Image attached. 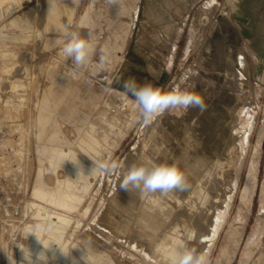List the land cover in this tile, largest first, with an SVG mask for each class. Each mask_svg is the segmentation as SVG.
I'll list each match as a JSON object with an SVG mask.
<instances>
[{"label":"rangeland","instance_id":"rangeland-1","mask_svg":"<svg viewBox=\"0 0 264 264\" xmlns=\"http://www.w3.org/2000/svg\"><path fill=\"white\" fill-rule=\"evenodd\" d=\"M65 24L92 33L77 71L62 52ZM130 76L195 92L205 110H169L145 126L117 83ZM59 88L79 91L62 101ZM42 103L51 119L37 127ZM45 145L120 168L81 169L82 195L64 208L33 196L41 185L62 200L69 178L68 162L50 164ZM149 160L178 165L188 189H119L132 164ZM227 171L237 175L233 198ZM262 205L264 0H0V264H21V248L42 250L33 233L77 258L73 248L91 241L87 264H172L191 248L207 250L209 264H264ZM53 214L69 224L55 227ZM56 256L49 264H70Z\"/></svg>","mask_w":264,"mask_h":264},{"label":"clouds","instance_id":"clouds-1","mask_svg":"<svg viewBox=\"0 0 264 264\" xmlns=\"http://www.w3.org/2000/svg\"><path fill=\"white\" fill-rule=\"evenodd\" d=\"M70 28V24H65L64 34L66 41L63 44L62 52L65 59L71 61L70 67L72 71H77L88 60V49L92 33L89 32L88 39H86L79 31H71ZM56 42L52 41V43ZM117 83L121 84L124 94L133 99L135 107L139 111L140 122L145 126L151 124L157 116L169 110H188L193 108L199 109L201 112L205 110L203 97L179 87L164 91L152 83H140L133 76L122 81L117 78ZM72 163L79 170L82 168L78 160ZM119 168V163L114 160L93 161V165L87 175H95L97 172L112 175L117 173ZM188 187V178L178 165L155 163L151 160L140 164H132L128 171L123 174L119 183V189L121 190L129 192L132 189H136L145 194L157 191L161 193H168L173 190L185 191ZM33 235L43 245V249L33 252L28 247L21 248L23 252L21 264H49L50 260L54 261L57 259V250L70 261V264H81V261L87 264L86 256L88 255V246L91 245V241H86L85 246L73 248H78L81 251V256L77 258L72 255V249L65 252L55 244L45 247L40 237L34 233ZM53 245L56 247L53 248ZM49 251L52 252L51 257L47 255ZM172 264H209V261L205 254L195 248H191L178 252L173 258Z\"/></svg>","mask_w":264,"mask_h":264},{"label":"bare ground","instance_id":"bare-ground-1","mask_svg":"<svg viewBox=\"0 0 264 264\" xmlns=\"http://www.w3.org/2000/svg\"><path fill=\"white\" fill-rule=\"evenodd\" d=\"M5 54L10 55L11 57L14 56V52L13 51H8V52L6 51ZM8 61L9 60H4L5 63H7ZM46 107H47V104L46 103H44V104L42 103V107L40 108V110L36 114V117H37V127H40V123L42 124L44 121H47L48 119L50 121V119H51L50 118V115H49V111H47ZM88 140H89V143L92 142L91 138H89ZM47 145L44 146V151L43 152H44L45 157H48L49 158V163L50 164H53L54 163V159H57L63 165L65 163H67V162L69 164V169H68L69 178L66 180L67 182H65V184H64V188H65V190L63 192V196L64 197H63L62 200H59L55 195L46 193L45 189L41 185H36L35 186L34 191H33V196L34 197H39V198H42V199H47L48 201H50L52 203H56L59 206L64 207V208H68V209L74 208L75 206H71L70 205V202H72L70 199H75L76 200V199H79V197H81V195H82L79 192L80 189H81V186L77 185V183H76V175H77V173L81 169L84 170V172H86V171L88 172L91 167L87 164V162H84L83 156L81 154H78L77 152H75V150L74 151L73 150H69L67 156H64V151L59 150V147H57V146H51L52 147V152L49 153L50 146H47ZM93 149H95V151H98V146L96 145V142L93 145ZM77 160L79 161L80 166L82 167L80 170L77 168V166L75 164L72 163V162H77ZM232 172H230V171H227L226 172L227 178L229 179L228 184L231 187V191H230V195H229L230 198H233L234 187H235V184L237 182V175L235 173H232ZM40 176H41V174H40ZM41 178H42V176H41ZM194 178H196V177H194ZM38 181H41V179L38 180ZM58 187L59 188H62L63 187V181H60L59 182ZM229 204H231V203H229ZM262 206H264V205H262ZM41 214H42L43 218H45L46 212L45 211H41ZM262 214H264V213H262ZM53 216H55L58 220L61 221V222H58V223L56 222L55 227H57V228L60 229V228H63L64 226H66V225L69 224V220L66 217H64V216H62L60 214H53ZM216 217L219 218V216H216ZM216 217H215V219H216ZM213 222H214V220H213ZM10 225H12V223ZM200 227H201V229L197 233V242L198 243H203L205 239H209L208 236H206L207 235L206 233H208L209 230H208V232H205L203 230V227L202 226H200ZM211 227L213 228V226H211ZM196 228H197V226H196ZM214 228L217 229V226L214 227ZM7 229L10 230V228H8V227H7ZM216 229H214V230H216ZM55 231H58V230H55ZM210 234L211 233H209L208 235H210ZM212 235H213V237H215L216 236V232H214ZM212 239H210V240L213 241ZM202 250H204V249H202ZM206 251L207 250H205L203 254H205L207 256V252Z\"/></svg>","mask_w":264,"mask_h":264},{"label":"crops","instance_id":"crops-1","mask_svg":"<svg viewBox=\"0 0 264 264\" xmlns=\"http://www.w3.org/2000/svg\"><path fill=\"white\" fill-rule=\"evenodd\" d=\"M55 89L53 91L54 94H55V98H56V96H59L62 99V101H64L67 98L69 99L70 97L76 95L78 93V91H79V90H74L73 91V89L72 90L71 89L65 90L64 88H59L55 92ZM84 93H85V95H87L86 91ZM88 94L90 95L89 98L93 100L92 104H95V101H94L95 99H94V97H92L93 96V92L89 90ZM44 100H46V99H44ZM55 100H57V99H55ZM46 109H47V111H49V106H47Z\"/></svg>","mask_w":264,"mask_h":264}]
</instances>
